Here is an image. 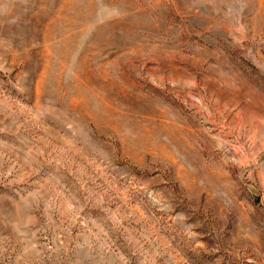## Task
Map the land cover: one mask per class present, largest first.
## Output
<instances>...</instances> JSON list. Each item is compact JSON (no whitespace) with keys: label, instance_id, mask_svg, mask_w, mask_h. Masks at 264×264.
Masks as SVG:
<instances>
[{"label":"rangeland","instance_id":"obj_1","mask_svg":"<svg viewBox=\"0 0 264 264\" xmlns=\"http://www.w3.org/2000/svg\"><path fill=\"white\" fill-rule=\"evenodd\" d=\"M0 264H264V0H0Z\"/></svg>","mask_w":264,"mask_h":264},{"label":"water","instance_id":"obj_2","mask_svg":"<svg viewBox=\"0 0 264 264\" xmlns=\"http://www.w3.org/2000/svg\"><path fill=\"white\" fill-rule=\"evenodd\" d=\"M257 199V198H256Z\"/></svg>","mask_w":264,"mask_h":264}]
</instances>
